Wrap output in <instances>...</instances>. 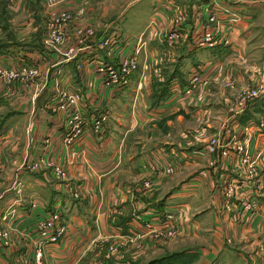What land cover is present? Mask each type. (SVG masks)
Instances as JSON below:
<instances>
[{"label":"crops","instance_id":"crops-1","mask_svg":"<svg viewBox=\"0 0 264 264\" xmlns=\"http://www.w3.org/2000/svg\"><path fill=\"white\" fill-rule=\"evenodd\" d=\"M211 1L0 0V63L9 67L17 61L38 69L24 81L0 77V227H8L10 235L9 246H0V264L30 258L33 223L54 208L66 232L45 246L44 258L53 264H91L94 256L108 254L107 247L120 235L148 238L144 224L161 229L164 209L176 207L186 213L174 216L176 236L170 242L177 247L192 243L198 256L187 264H261L264 195L251 196L253 186L231 153L210 164L217 157L206 151L205 139L212 132L226 138V127L240 136L246 123L241 122L243 111L232 118L228 107L237 100L236 90L247 85L264 88V38L252 46L258 40L256 26L264 36V4L218 0L243 18L222 21L227 44L197 47L195 35ZM142 2L144 8L136 10ZM174 5L183 12L184 22L178 42L167 48L159 38L170 29ZM59 12L70 17L61 22L62 42L54 44L49 41L55 26L52 13ZM216 15L223 20L224 14ZM77 29L81 35L75 34ZM104 37L111 43L100 49ZM137 47V68L127 84L103 89L96 62L116 63L121 56H133ZM250 54H256V64L246 62ZM219 68L234 74L232 89L214 79ZM194 71L202 80L190 95H182L179 91ZM75 90L81 94L83 134L64 145L67 111L52 112L48 105L57 91ZM254 101L247 102L244 111ZM101 114L106 121L94 133L91 121ZM196 127L202 129L197 136L190 133ZM263 139L264 131L252 133L251 155ZM155 158L173 165V173H161L156 166L152 172L149 164ZM39 159L43 161L36 170L24 166ZM46 161L60 163L64 176L56 177ZM258 165L264 180V151ZM148 179L151 187H142ZM228 181L240 191L224 197L221 190ZM241 195L257 206L244 209ZM126 255L127 248L103 264H131L122 260Z\"/></svg>","mask_w":264,"mask_h":264},{"label":"built area","instance_id":"built-area-1","mask_svg":"<svg viewBox=\"0 0 264 264\" xmlns=\"http://www.w3.org/2000/svg\"><path fill=\"white\" fill-rule=\"evenodd\" d=\"M4 2H10L11 0H2ZM45 4H52L54 0H44ZM264 4V0H262ZM174 11L173 17L170 21V29L160 35L159 42L161 45L170 48L176 44L180 38V25L184 22V14L179 7L173 6ZM204 18L202 20V29L195 35L194 43L197 47L201 48H212L217 45L227 44V39L223 34L222 21L227 23H234L241 20L243 17L240 13L235 10L228 9L223 3L218 0H212L204 8ZM224 14V18L219 19L217 13ZM68 18V14L65 12L52 13V23L55 25L50 31L49 41L54 44L61 43L63 40V32L60 30L61 22ZM80 31H77L79 34ZM111 43L109 37H104L99 42V48L108 47ZM138 53V47L133 50V56H121L117 59L116 63H109L104 60H98L95 65V72L100 77V83L103 89L122 87L127 84L130 75L137 68L136 54ZM38 74V69L35 65H26L20 62L14 61V64L9 67H4L0 63V77L5 81L21 80L24 81L28 78L34 77ZM201 74L198 71H194L190 74L187 86L181 91L182 95L188 96L195 89L197 84L201 81ZM263 88V87H262ZM251 89L249 92H244L240 100V107L238 110L232 112V118L237 117L241 112L242 108L245 107L246 103L252 101L262 95L263 89ZM81 94L79 91H57L55 99L48 105V108L52 112L61 111L66 112V121L64 127L66 131L61 137V142L64 145H70L72 142L80 139L83 134V120L80 115ZM106 121V116L101 114L98 115L94 120L91 121V130L97 133L101 130L103 123ZM32 125V121L29 125ZM240 136H236L231 129L226 127V131L230 135L226 140L220 142L216 139L212 144H206V151L209 153L216 154L221 157L227 156L231 153L234 156L236 165L243 167V173L245 179L249 181L253 190L250 191L251 196H263L264 195V180L261 176V169H259L258 161L262 158L264 151V139L260 149L253 155L249 153L248 142L251 138L252 133L258 132L259 135L263 134L264 131V114L259 119H249L240 128ZM43 160L39 159L33 163H24V166L33 171L38 168V163ZM214 160L210 161V164ZM47 163L49 161H46ZM149 165L150 169L155 170V166L159 167L161 173L170 174L174 171L173 165L163 164L160 158H155ZM52 167L54 175L58 178L64 176V171L61 168L60 163H48ZM263 171V170H262ZM242 173V174H243ZM148 180L143 182L144 186H147ZM239 185H236L232 181H228L223 187V196L230 197L235 192L240 191ZM245 195L240 196V204L244 209L255 208L257 206L255 201H247ZM33 206V203H30ZM182 207H176L175 210L164 209L162 227L164 232L171 234L175 230L172 224V219L175 215V211ZM146 226H149L146 224ZM161 230V229H158ZM66 225L61 217V213L57 208L50 210L45 216H41L35 219L33 223L32 233L35 235L34 240L31 244V256L30 258L22 257L13 264H53V261L44 258L45 246L52 243H57L65 234ZM10 243V235L8 227H0V246L7 247ZM92 264H101L100 262H93ZM264 264V262H263Z\"/></svg>","mask_w":264,"mask_h":264},{"label":"rangeland","instance_id":"rangeland-1","mask_svg":"<svg viewBox=\"0 0 264 264\" xmlns=\"http://www.w3.org/2000/svg\"><path fill=\"white\" fill-rule=\"evenodd\" d=\"M80 1H82V0H80ZM143 8H144V2H142L141 5L139 4L138 7L136 8V10L141 11ZM65 13H67L68 17H70L68 12H65ZM140 19H141L140 15H137L136 21L139 22ZM86 27H90V26H84L83 28L85 29ZM256 29H257V39L258 40H256V38H255L254 44L251 43L252 46L261 43L262 37L264 38V36L262 34L263 32L261 31V27L256 26ZM77 31H80V33L78 35H81V33H82L81 29H77L75 31V34H77ZM85 32H88V30H85ZM263 49H264V46L262 47V50ZM252 51H254L255 53L256 52L258 53L257 48H253ZM255 55L256 54L248 55V58L246 57L247 58L246 62L249 64H252V62L253 63L257 62V57ZM261 57H262V59L260 61L262 64L261 68H262V71L264 73V54H261ZM260 62H258V64ZM260 73H259V75H260ZM215 75L216 76L214 79L217 80L219 83H222V88L232 89L234 87L235 78H234V74L232 73V71L230 69H225V68L220 69L219 68L218 70H216ZM260 87L261 86H259V85H255V86L247 85V86H243V87L238 88L236 90V95H234V97H233V100L236 98H237V100L236 101L234 100L235 102L233 105L228 106L231 113L233 111L239 109V107H240L239 103H240L242 96H244L243 95L244 92H246V91L249 92L251 89H258ZM262 89H263V93H264V88H262ZM261 97L262 96H260L258 98H261ZM256 99H254V100H256ZM244 109H245V107H243L241 111H244ZM262 115H260V116H262ZM252 119L255 120L256 118H252ZM201 132H202V129L198 128V127H196L193 131H190V133H192L195 136L199 135L198 133H201ZM229 136L230 135L228 134L227 137H229ZM226 138L222 139V136H219V134L217 132H212L206 136L205 143L206 144H212V142L215 141L216 139H219V141L222 142V141L226 140ZM216 157H217V159L213 161L215 163L221 158V156L216 155ZM153 161H152V164H154ZM149 165H151V163ZM151 171L154 172L153 170H151ZM143 182L144 181H142V187H144V188H150L151 187L150 179H148L147 186H144ZM221 192H222V190H221ZM185 213H186V210L182 207L181 209L175 211L174 216L180 215V214L183 215ZM163 214L160 217L161 218L160 223H162V221H163ZM173 219H174V217H173ZM173 219H172V224H173ZM146 224L149 226H146ZM144 226L147 229L145 235L148 238H143L145 240H143L141 238H139L137 240L136 239L131 240L130 237H127L126 235H120L116 238V240H114L112 243H110V245L107 247L106 252L108 254H100L99 257H97V256H94L93 258L91 257L92 259H94L92 261V263L93 262H100L101 264H103V261H108V259L110 257L111 258L112 257H116V258L118 257L119 258L118 255L120 254L121 250L126 249V248H127L128 255L124 256L122 260L130 261L131 264H176V263H179L180 261H189L190 262V261H193L197 258L198 255L196 254V252H194L193 249L190 248L192 243L181 242L178 247L171 244L170 240L176 236V230L172 231V233L169 235V234H167V232H164V230H162L163 229L162 224L160 225L161 230L152 228L149 222L145 223ZM144 241H146V242H144ZM150 244H153V245L149 246ZM155 244H157V246H158V244H162V247L159 248L156 246V248H154L153 246ZM152 248H154V249H152ZM152 261H163V262L154 263ZM167 261H169V263H167ZM263 262H264V260L261 261V264H263Z\"/></svg>","mask_w":264,"mask_h":264},{"label":"trees","instance_id":"trees-1","mask_svg":"<svg viewBox=\"0 0 264 264\" xmlns=\"http://www.w3.org/2000/svg\"><path fill=\"white\" fill-rule=\"evenodd\" d=\"M1 51V49H0ZM255 113H258V115H262L264 114V95H262L261 98H257L251 105L250 109L243 111L242 115H241V122L245 120H249L252 118H255L253 115ZM154 263L156 262H163V261H152ZM189 261H180L179 263L176 264H187ZM167 263H169V261H167Z\"/></svg>","mask_w":264,"mask_h":264}]
</instances>
